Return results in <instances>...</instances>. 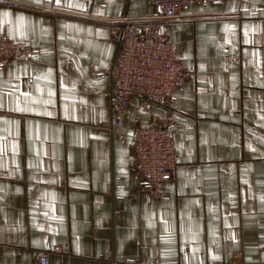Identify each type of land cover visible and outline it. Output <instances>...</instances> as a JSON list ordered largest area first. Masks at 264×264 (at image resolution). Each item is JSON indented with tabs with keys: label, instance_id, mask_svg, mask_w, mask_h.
<instances>
[{
	"label": "crops",
	"instance_id": "crops-1",
	"mask_svg": "<svg viewBox=\"0 0 264 264\" xmlns=\"http://www.w3.org/2000/svg\"><path fill=\"white\" fill-rule=\"evenodd\" d=\"M0 0L21 46L0 73V264H264V0H191L158 32L195 74L174 93L176 167L147 201L133 154L167 110L132 95L116 131L114 21L147 0Z\"/></svg>",
	"mask_w": 264,
	"mask_h": 264
},
{
	"label": "built area",
	"instance_id": "built-area-1",
	"mask_svg": "<svg viewBox=\"0 0 264 264\" xmlns=\"http://www.w3.org/2000/svg\"><path fill=\"white\" fill-rule=\"evenodd\" d=\"M154 13L145 17H122L114 21L111 37L117 43L108 77L111 81L110 114L106 123L116 131L126 113L132 95L146 103H154L167 110L165 123L141 122L132 134L133 154L147 201L164 198V184L176 167L174 144L180 124L174 120V93L195 74V62L187 66L181 62L174 45L161 36L158 29L181 18V7L191 0H147ZM14 7L15 0H4ZM21 46L0 35V73L8 60L20 56ZM62 252L48 245L36 256L37 264H50L49 255ZM106 264H142L132 258L115 259L111 254L101 258ZM168 264H183L182 256Z\"/></svg>",
	"mask_w": 264,
	"mask_h": 264
},
{
	"label": "snow or ice",
	"instance_id": "snow-or-ice-1",
	"mask_svg": "<svg viewBox=\"0 0 264 264\" xmlns=\"http://www.w3.org/2000/svg\"><path fill=\"white\" fill-rule=\"evenodd\" d=\"M36 2H38V0H36Z\"/></svg>",
	"mask_w": 264,
	"mask_h": 264
}]
</instances>
